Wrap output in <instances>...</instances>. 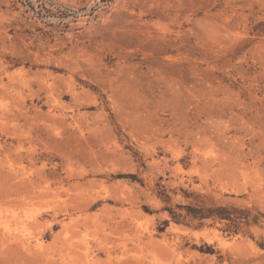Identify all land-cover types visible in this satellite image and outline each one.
<instances>
[{
  "label": "rangeland",
  "instance_id": "obj_1",
  "mask_svg": "<svg viewBox=\"0 0 264 264\" xmlns=\"http://www.w3.org/2000/svg\"><path fill=\"white\" fill-rule=\"evenodd\" d=\"M0 264H264V0H0Z\"/></svg>",
  "mask_w": 264,
  "mask_h": 264
}]
</instances>
